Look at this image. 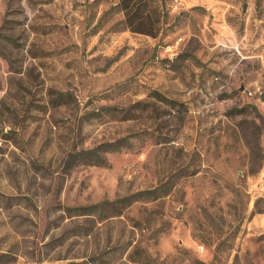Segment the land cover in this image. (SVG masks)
<instances>
[{"label":"rangeland","instance_id":"374dc122","mask_svg":"<svg viewBox=\"0 0 264 264\" xmlns=\"http://www.w3.org/2000/svg\"><path fill=\"white\" fill-rule=\"evenodd\" d=\"M117 2L0 0L5 264H264V0H161L156 37Z\"/></svg>","mask_w":264,"mask_h":264},{"label":"trees","instance_id":"16d2710c","mask_svg":"<svg viewBox=\"0 0 264 264\" xmlns=\"http://www.w3.org/2000/svg\"><path fill=\"white\" fill-rule=\"evenodd\" d=\"M109 11L122 13V19L118 22L122 28L151 37H156L159 34L167 19V12L161 6V0H118L107 12ZM109 109L115 110L116 108L110 107ZM122 144H124L123 139H119L114 142H104L92 149L71 151L65 160V167L72 168L78 163L103 164L105 161L102 154L117 152ZM155 192L156 189L141 190L113 200L104 199L88 205L65 207L64 210L68 217L104 220L119 215L135 200L146 198L149 195L153 196ZM11 258L7 252L1 253L0 264L10 262ZM68 264H90V259Z\"/></svg>","mask_w":264,"mask_h":264}]
</instances>
